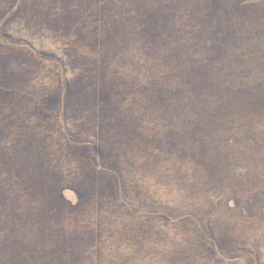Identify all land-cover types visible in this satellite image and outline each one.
<instances>
[{"label":"rangeland","instance_id":"1","mask_svg":"<svg viewBox=\"0 0 264 264\" xmlns=\"http://www.w3.org/2000/svg\"><path fill=\"white\" fill-rule=\"evenodd\" d=\"M14 183L0 264H264V0H0Z\"/></svg>","mask_w":264,"mask_h":264},{"label":"trees","instance_id":"2","mask_svg":"<svg viewBox=\"0 0 264 264\" xmlns=\"http://www.w3.org/2000/svg\"><path fill=\"white\" fill-rule=\"evenodd\" d=\"M3 186H4V184L0 185V202H2V205L0 206V208L2 206H5L7 203L10 202L11 203V207L14 208V210H16L15 213H17V212L20 213L21 211H27L26 209H31L29 207H26V209H21L20 208V204L22 202L21 198H22L23 194L21 193V191L18 188V185L16 183H14V186H12L11 188L3 187ZM58 199H59V201L66 202V200L63 198L61 192L58 194ZM15 205H16V207H14ZM13 223L16 226V231L14 229L15 227L14 226L11 227L10 224H9V229L12 232H16V234H18L17 232H22V231H24L25 233L26 232H30L34 228V225H30V224H28L26 226V228H25V226L23 224L19 225L16 220H14ZM34 231L35 230H32L31 232L34 233ZM35 241H36L35 243H36L37 246H41L42 247V241H40V240H35ZM24 253L26 254V251H24Z\"/></svg>","mask_w":264,"mask_h":264}]
</instances>
